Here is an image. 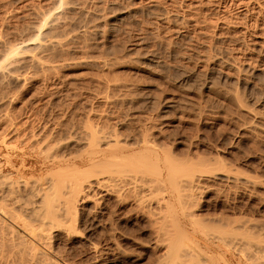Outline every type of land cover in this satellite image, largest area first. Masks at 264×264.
<instances>
[{
	"label": "rangeland",
	"instance_id": "rangeland-1",
	"mask_svg": "<svg viewBox=\"0 0 264 264\" xmlns=\"http://www.w3.org/2000/svg\"><path fill=\"white\" fill-rule=\"evenodd\" d=\"M36 36L61 44L34 50ZM22 46L25 61L12 73L20 79L0 78V117L15 122L1 119L0 135L25 121L57 140L76 139L89 122L130 141L150 134L212 171L197 174L196 205L186 207L213 228L233 227L216 236L236 230L216 254L225 264H264V0H0V68ZM32 53L49 68H32ZM127 194L123 202L90 192L98 204L80 205V229L96 251L77 241L56 248L74 264H159L162 217L138 211Z\"/></svg>",
	"mask_w": 264,
	"mask_h": 264
},
{
	"label": "bare ground",
	"instance_id": "bare-ground-1",
	"mask_svg": "<svg viewBox=\"0 0 264 264\" xmlns=\"http://www.w3.org/2000/svg\"><path fill=\"white\" fill-rule=\"evenodd\" d=\"M94 29L93 31H96ZM86 31L81 29L80 32L88 33ZM58 37L47 40L45 37L36 36L32 42L28 41V45L31 43V49L34 50H48L51 45L55 49L61 44ZM62 40L64 43L67 39ZM23 52V46L11 50L12 56L9 55L6 61L8 64L4 61L7 65L0 68V78L3 81L6 77L9 81L20 79L12 73L15 72L17 67L15 64ZM35 55L34 53L28 57L26 55L27 63L34 69H46L49 65L43 64ZM23 58L25 57H22L21 61H25ZM1 119L4 120L0 117L1 122ZM7 119L8 121L5 119L4 122H8L7 124L11 126L9 128L15 127H12L15 122ZM27 123L26 121L22 123V129H19L20 125L18 129L15 128V133L13 131V135L8 138V134L0 135L4 136L0 138V264H74L64 252L56 248L55 241L66 244L72 241L83 245L87 243L96 251L97 247L90 242L86 230H81L79 226L82 217L79 207L91 201V198L89 199L91 196H88L90 192H98L101 200L110 196L123 202L125 200L121 199L123 195L133 193V202L139 207L138 211L151 209L153 210L150 211L151 214L152 212L160 214L158 219L162 217L163 222L160 221V229L154 234L155 247L159 248V239L162 243L165 240L166 244L163 245L166 246L164 260L160 257L164 262L158 261L159 264H225L224 256L220 254L221 252L216 254V249L223 251L222 247L236 235L232 230L235 233L236 230H229L231 226L228 225L224 228L221 223L222 227L220 221L214 222L213 228V224L210 226L212 222H209V225L206 224L208 222L195 219L197 215L190 210L192 207L187 208L191 198H195V195H192L196 193L192 192L196 188L198 190L197 174L202 176L212 172L208 171L206 162L196 160L197 163L191 162L192 160L182 162L173 156L170 150L166 151L168 148L162 149L146 138L150 135L144 136L146 130L142 139L139 137L140 140L130 141L129 137L121 139L122 136L115 131L93 126L89 122L76 139L75 136L72 135V139L69 135L65 140H62L63 138L57 140L58 138L51 137L54 135L36 133L35 128L28 131ZM71 145L77 147L75 150L79 148L78 152L65 154ZM219 175L223 181L231 178L223 173ZM235 180L237 181V178ZM229 181L231 180L227 182ZM180 187L184 189L180 190ZM90 203L94 206L98 204L95 199ZM191 203L189 205L193 207L196 205ZM163 209L164 214L161 212ZM151 220L157 221L154 217ZM217 222L220 227H216ZM215 228L229 229H219L216 236L213 234L215 232L212 233L217 230Z\"/></svg>",
	"mask_w": 264,
	"mask_h": 264
}]
</instances>
